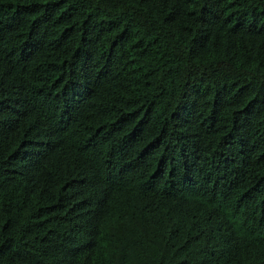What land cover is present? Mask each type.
Listing matches in <instances>:
<instances>
[{
    "label": "trees",
    "instance_id": "obj_1",
    "mask_svg": "<svg viewBox=\"0 0 264 264\" xmlns=\"http://www.w3.org/2000/svg\"><path fill=\"white\" fill-rule=\"evenodd\" d=\"M0 264H264V0H0Z\"/></svg>",
    "mask_w": 264,
    "mask_h": 264
}]
</instances>
